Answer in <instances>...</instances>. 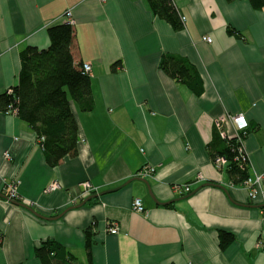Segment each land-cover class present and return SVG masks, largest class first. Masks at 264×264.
<instances>
[{"label":"crops","instance_id":"1","mask_svg":"<svg viewBox=\"0 0 264 264\" xmlns=\"http://www.w3.org/2000/svg\"><path fill=\"white\" fill-rule=\"evenodd\" d=\"M175 4L181 31L145 0H0V94L17 84L20 51L47 48V28L71 11L73 60L91 66L94 100L88 113L72 105L77 155L55 167L35 132L0 111V264H41L34 248L44 240L87 264L91 226V264H264V215L213 165L208 147L215 132L236 133L230 118L221 129L217 120L242 116L255 128L243 143L249 174H264V9L246 0ZM165 54L193 66L199 96L160 69ZM143 168L153 172L138 177ZM135 177L159 204L144 183L126 184ZM52 182L59 189L43 194ZM85 182L91 192L82 199ZM11 183L21 205L2 198ZM135 198L145 213L133 210ZM221 231L234 236L224 248Z\"/></svg>","mask_w":264,"mask_h":264},{"label":"trees","instance_id":"2","mask_svg":"<svg viewBox=\"0 0 264 264\" xmlns=\"http://www.w3.org/2000/svg\"><path fill=\"white\" fill-rule=\"evenodd\" d=\"M152 14L167 23L174 31L184 27L182 16L175 0H145ZM233 2L236 0H226ZM252 9H264V0H246ZM229 35L239 33L227 29ZM49 46L39 49L27 46L20 51V72L18 81L8 91L0 94V111L14 112L23 123L36 134L49 167H55L65 157L77 155L78 124L72 105L80 112L94 109L91 78L75 64L72 56L73 28L68 23L56 24L47 28ZM117 65L113 64L115 69ZM160 69L177 83L185 86L195 96L202 92L201 81L193 66L184 58L165 54L159 63ZM255 128H247L231 136L218 132L208 145L211 161H226L224 167L231 185H241L249 176L250 162L244 150L246 137ZM219 168V169H222ZM21 203V200L14 201ZM93 226L86 232L85 252L90 263V248L93 244ZM1 238V237H0ZM220 247L224 248L234 240L232 233L221 231ZM34 256L41 264H77L76 258L61 244L53 240L39 242L34 248Z\"/></svg>","mask_w":264,"mask_h":264},{"label":"built area","instance_id":"3","mask_svg":"<svg viewBox=\"0 0 264 264\" xmlns=\"http://www.w3.org/2000/svg\"><path fill=\"white\" fill-rule=\"evenodd\" d=\"M98 1L105 2L106 0H98ZM65 17L67 19L66 22L69 25H72L74 23L72 16H71V11H67L65 13ZM203 41L211 43L210 38H203ZM82 69L87 74H89L91 72V66L88 63H83ZM8 114L14 115V112L10 111V112H8ZM228 118H230V120L235 124V127H236V133L235 134H238V132L244 131L248 126V122L242 116H236V117H222V118H220L216 122L217 128L221 129L222 124H224L228 120ZM221 135L225 136L226 134L221 130ZM8 157H9L8 153H5V158H8ZM225 164H226L225 159L218 158V159H216L214 166L217 169H219V168L224 167ZM152 172H153V168H143L139 171V174L137 176L138 177H147V176L151 175ZM16 185H17V183H11V184L6 186L5 192L3 194L4 197L6 198L5 200H7V201H18V199L21 200L20 195L17 193V186ZM242 186L245 187V189L247 190V198H248L249 202L251 204L259 206V208L261 209V212L264 215V174H257V173L249 174V176L243 182ZM81 187H82V192H81L80 197H82V199H83L84 197L87 196V194H89V191L91 192V190H90L89 183H86V182L82 183ZM58 189H59V185L56 182H52L43 189V194H50L52 192H55ZM182 190L186 193L190 191L188 186H183ZM132 206H133V210L136 212H139V213H145L146 212L143 205H142L141 199L135 198L132 202ZM109 232H110V234L114 235L117 233V230L114 228V229H110Z\"/></svg>","mask_w":264,"mask_h":264},{"label":"water","instance_id":"4","mask_svg":"<svg viewBox=\"0 0 264 264\" xmlns=\"http://www.w3.org/2000/svg\"><path fill=\"white\" fill-rule=\"evenodd\" d=\"M133 181H139V182L144 183V184L146 185V187H147V190H148V193H149L150 197L154 200L153 195L151 194V191L149 190L148 182H147L145 179L135 177V178H132V179H130L129 181H127L126 184H128V183H130V182H133ZM97 197H98L97 195L89 196V197H88L86 200H84L79 206H82V205H84L85 203H87L88 201H91V200H93V199H96ZM2 198H3V199H6V198L4 197V195L2 196ZM154 202H155L156 204H159V203H158L157 201H155V200H154ZM13 203L16 204V205H21V204L18 203V202H13ZM167 204H168V203H164V205H167ZM79 206H78V207H79ZM27 209L32 210L31 208H27ZM32 213L35 214V215L38 216V217H41V216H39V214L35 213L34 211H32ZM41 218H43V217H41Z\"/></svg>","mask_w":264,"mask_h":264},{"label":"rangeland","instance_id":"5","mask_svg":"<svg viewBox=\"0 0 264 264\" xmlns=\"http://www.w3.org/2000/svg\"><path fill=\"white\" fill-rule=\"evenodd\" d=\"M77 264H84V259H79V262Z\"/></svg>","mask_w":264,"mask_h":264}]
</instances>
